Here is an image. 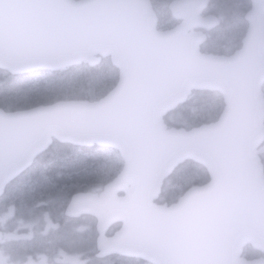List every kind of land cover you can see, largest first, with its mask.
Returning a JSON list of instances; mask_svg holds the SVG:
<instances>
[{
    "label": "water",
    "instance_id": "obj_1",
    "mask_svg": "<svg viewBox=\"0 0 264 264\" xmlns=\"http://www.w3.org/2000/svg\"><path fill=\"white\" fill-rule=\"evenodd\" d=\"M208 2L177 0L174 15L185 21L161 32L150 0H0V68L59 70L111 55L120 69L100 101L0 109V196L51 135L112 147L125 167L109 187L130 184L127 196L115 200L112 191L101 203L78 194L70 205L88 202L102 231L125 222L115 238L100 237V247L153 264H264V257H242L246 242L264 253V168L256 152L264 142V0H252L243 46L231 56L202 53L205 36L187 33L218 24L199 18ZM192 90L223 94L219 120L191 131L168 128L163 115ZM187 159L203 165L210 182L170 207L154 205Z\"/></svg>",
    "mask_w": 264,
    "mask_h": 264
},
{
    "label": "rangeland",
    "instance_id": "obj_2",
    "mask_svg": "<svg viewBox=\"0 0 264 264\" xmlns=\"http://www.w3.org/2000/svg\"><path fill=\"white\" fill-rule=\"evenodd\" d=\"M211 8L220 12L226 23L218 28L217 33L211 39L212 48L221 49L231 52L234 47H239L244 39L248 29V22L245 18L246 13L251 9V0H212ZM167 15V14H165ZM117 70L113 65L108 63H100L92 68L82 64L74 66L58 73L36 72L21 75L20 77H9L7 72L0 71V106L8 109H21L25 104H31L36 101L57 100L60 97H79L90 96L94 99L110 91L117 83ZM225 107L224 98L218 94H214L210 102H201V105L192 112L185 114L187 108L178 110L175 115L171 116L172 120L180 121L182 115L191 116L192 122L205 123L210 119H216L220 116ZM57 151V147L54 146ZM260 152L264 154V146L260 148ZM77 156L72 163H68L65 167L52 163L40 166L39 172H31L20 178L17 188L13 193L15 197H25L27 191L34 190L37 186L33 184H93L94 188L100 187V184L107 183L108 179L114 176L122 168V159L115 152L105 149H97L93 147L90 151L73 153ZM57 156V155H56ZM193 168L196 164H193ZM177 172L173 177L175 182L168 190L169 194L181 196L186 189L204 182L206 177L201 168L195 167L190 171L185 167ZM14 199L10 197L2 199L0 202V226L6 232L11 230L17 234L12 237L9 235L7 241L3 243V249L0 256L4 259L6 251L12 248H22L27 245V239L18 234L23 231V227H19L20 218L12 217V222H7L6 206L14 205ZM11 227V229H10ZM7 233V232H6Z\"/></svg>",
    "mask_w": 264,
    "mask_h": 264
},
{
    "label": "flooded vegetation",
    "instance_id": "obj_3",
    "mask_svg": "<svg viewBox=\"0 0 264 264\" xmlns=\"http://www.w3.org/2000/svg\"><path fill=\"white\" fill-rule=\"evenodd\" d=\"M151 1L157 13L159 30L172 29L182 23V20L177 19L171 12L173 0ZM212 2L203 10L202 16L218 17L221 27L226 23V20L220 12L211 8ZM220 27L212 29L197 27L190 30L199 31L206 35V39L201 45V51L230 55L238 48L234 47L231 52L225 51L224 47L221 50L212 48L211 39ZM54 146L57 147V151ZM75 149L80 152H87L91 150V147L77 149L73 146L70 148L69 144L59 142L52 137L49 148L36 157L25 174L38 173L39 164L43 158L46 161L45 163L42 162L40 166L54 163L65 167L66 164L77 159L78 155L73 154L76 152ZM33 185L37 186L34 190L27 191L24 198L15 197L13 193L18 186L11 182L6 186L4 195L0 197V202L7 196L11 200L14 199V205L8 204L5 208L6 219L7 222L10 221L9 223H11L12 217L16 214L17 218H20L17 225L23 227V231L18 235L27 239V245L24 247L6 251L4 259L0 256V264H150L138 257L108 253L100 248L98 237L101 233L98 229V219L93 214L82 211V209L70 208L73 196L78 193H93L98 200H103L102 186L94 189L93 184H87V182L83 184ZM125 192L126 189H119L117 195L124 197ZM122 227L123 222L112 223L107 226L102 235L106 238L114 237ZM3 232L4 239L0 244V252L3 249V243L8 240L12 233L11 230H6L7 233L4 230ZM16 236L17 234L12 233V237Z\"/></svg>",
    "mask_w": 264,
    "mask_h": 264
},
{
    "label": "trees",
    "instance_id": "obj_4",
    "mask_svg": "<svg viewBox=\"0 0 264 264\" xmlns=\"http://www.w3.org/2000/svg\"><path fill=\"white\" fill-rule=\"evenodd\" d=\"M214 93L213 92H196L195 96L191 97L185 104H182L179 106V109H181L183 106L188 105V104H192V105H198L200 103V101L195 100L197 97L202 98L203 100H212ZM178 109V110H179ZM165 120L172 125V122H177L176 120H172L171 116H166ZM210 122V121H208ZM186 119L184 116L181 117L179 124L175 125V126H184L187 127L189 129H191L194 125H186ZM197 126L200 124H196ZM195 125V126H196ZM262 157L264 158V154L262 153ZM264 160V159H263ZM193 163L192 162H187L183 167H187L190 170H193ZM175 195H173L172 198H174ZM261 254L258 250L254 249L251 243H247L244 247V256L248 259H253L256 257H259Z\"/></svg>",
    "mask_w": 264,
    "mask_h": 264
}]
</instances>
